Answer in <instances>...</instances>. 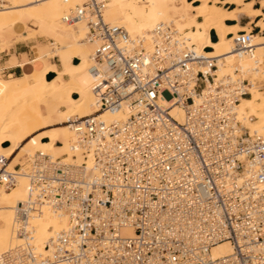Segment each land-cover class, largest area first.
<instances>
[{"label": "built area", "instance_id": "built-area-1", "mask_svg": "<svg viewBox=\"0 0 264 264\" xmlns=\"http://www.w3.org/2000/svg\"><path fill=\"white\" fill-rule=\"evenodd\" d=\"M106 11L104 0H82L61 19L88 25L94 58L105 66L95 70L99 112L67 123L73 143L92 149L94 165L87 174V165L34 157L30 198L19 211L25 243L1 254L0 264H264V136L243 143L237 113L251 96L250 79L238 65L219 77L217 59L203 55L210 49L192 52L172 24L132 38ZM232 38L238 58L253 55L254 33ZM124 108L126 119L99 120ZM17 178L6 160L0 186L9 190ZM38 202L69 221L43 251L28 223ZM224 242L232 254L213 258Z\"/></svg>", "mask_w": 264, "mask_h": 264}, {"label": "bare ground", "instance_id": "bare-ground-1", "mask_svg": "<svg viewBox=\"0 0 264 264\" xmlns=\"http://www.w3.org/2000/svg\"><path fill=\"white\" fill-rule=\"evenodd\" d=\"M104 1L106 21L125 28L132 38H148L156 25L172 24L192 52L214 51L213 55L207 51L203 55L217 59L219 77L232 75L238 65L244 77L253 82L248 98L253 97L242 98L237 108L242 142L249 143V136L254 134L264 136L262 0H141L138 4L131 0ZM81 4L82 0H0V54L7 50L10 41L27 43L37 39V35L56 44L53 48L39 45L34 58L23 59L19 67L24 73L20 77L6 79L0 72V169L8 160V171L18 175L11 189L0 186V255L25 243L18 233L19 211L30 198L29 170L38 153L49 156L52 163L63 154L65 162L78 167L87 165V174L94 165L92 149L74 144L67 124L99 112L94 89L100 75L95 70H105L94 58L95 44L89 40L88 25H66L61 21L65 13ZM135 16L147 20L138 21ZM243 20H247L246 25ZM244 32L254 33L253 55L238 58L232 37ZM54 58L60 65L51 61ZM126 114L125 108L104 111L99 120L110 125L126 119ZM172 114L183 122L181 108L174 107ZM16 166L22 170H16ZM28 223L34 233V245L42 251L69 225L65 214L54 213L42 202L33 207ZM124 233L134 236L131 230ZM232 252L229 242L211 251L213 258L230 256Z\"/></svg>", "mask_w": 264, "mask_h": 264}, {"label": "crops", "instance_id": "crops-1", "mask_svg": "<svg viewBox=\"0 0 264 264\" xmlns=\"http://www.w3.org/2000/svg\"><path fill=\"white\" fill-rule=\"evenodd\" d=\"M135 4H138L141 0H131ZM136 17V16H135ZM140 18V17H137ZM32 47L31 49H33ZM33 52V51H32ZM209 55H213L214 51L210 49L207 51ZM29 46L27 44H16V46L8 52L7 50L0 54V72L4 74L6 79H13L23 75V68L19 67V64L23 59H28L30 55ZM28 56V57H27ZM16 62V63H15ZM52 76V75H51ZM55 76V75H54ZM253 97V96H252ZM250 99V98H247Z\"/></svg>", "mask_w": 264, "mask_h": 264}, {"label": "rangeland", "instance_id": "rangeland-1", "mask_svg": "<svg viewBox=\"0 0 264 264\" xmlns=\"http://www.w3.org/2000/svg\"><path fill=\"white\" fill-rule=\"evenodd\" d=\"M258 2H259V0H258ZM259 6V5H258ZM257 6V7H258ZM136 19H138V21H146L147 20V18H137V17H135ZM243 25H246L247 24V20H243V23H242ZM31 27H33L32 25H31ZM258 32V29H256L255 30V33H257ZM213 37H215L214 36V34H213ZM37 39H35V40H33V41H27V43L26 42H24L23 44H27L28 46H29V50H30V55H29V57H28V59H32V58H34L35 57V53H36V49L39 47V45H48L49 47H51V45H49L50 44V42H52V40H47L46 38H41V37H39V35H37V37H36ZM216 38V37H215ZM217 41V38H216V40L214 41V42H216ZM10 42H11V44H10ZM9 42V45L7 46L8 48H7V51L8 52H10L15 46H16V44H19V43H16V41H10ZM34 42V43H33ZM20 44H22V43H20ZM32 46L34 47L33 49H31L32 48ZM36 47V48H35ZM52 48V47H51ZM33 51V52H32ZM221 51H222V49H221ZM214 53V52H213ZM53 63H56L57 65H60V63H59V61H58V58H55L54 60L52 59L51 60ZM2 76L4 77L5 75L4 74H2ZM55 76L54 75H52L51 76V78H54ZM4 78H8V77H4ZM253 78V77H252ZM255 82V81H254ZM253 83V82H252ZM264 84V83H263ZM252 98V97H251ZM250 98V99H251ZM59 147H62V144H59ZM60 158H62V157H64V155L63 154H60V156H59Z\"/></svg>", "mask_w": 264, "mask_h": 264}, {"label": "trees", "instance_id": "trees-1", "mask_svg": "<svg viewBox=\"0 0 264 264\" xmlns=\"http://www.w3.org/2000/svg\"><path fill=\"white\" fill-rule=\"evenodd\" d=\"M138 20V19H137ZM213 40L215 41L216 40V38L215 37H213Z\"/></svg>", "mask_w": 264, "mask_h": 264}]
</instances>
